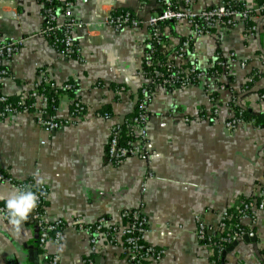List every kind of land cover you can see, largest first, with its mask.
<instances>
[{
	"label": "crops",
	"instance_id": "1",
	"mask_svg": "<svg viewBox=\"0 0 264 264\" xmlns=\"http://www.w3.org/2000/svg\"><path fill=\"white\" fill-rule=\"evenodd\" d=\"M58 1V15L68 11L82 23L72 30L80 58L62 56L47 37L37 34L44 26L37 0H0V41L23 39L10 58L0 60L7 70L0 79V93L11 98L26 94L44 69L55 84L76 86L58 93L50 114L66 120L74 101L84 106L79 118L54 130L37 123L34 109L0 121V170L16 181L33 178L35 184V174L44 176L45 217L65 224L60 242L48 241L47 248L58 252L60 264H81L87 258L93 264H130L123 249L104 239L93 250L87 232L73 223L92 224L105 216L109 223L124 224L122 212L139 208L146 218L144 241L164 250L159 261L147 264H214V260L264 264V209L256 212L254 222L241 221L254 239H240L220 253L195 234L197 218L216 231L223 212H234L264 189V126L226 127L235 113L233 102L247 111L264 112V100L257 94L264 88V16H255L253 34H247L243 22L215 26L200 37L185 20L162 26L160 52L166 60L184 70L193 64L202 69L222 56L228 75L216 76L209 90L203 80L171 89L153 85L142 153L115 165L107 156L111 128L132 116L139 89L150 83L143 70L149 30L145 25L116 30L103 18L112 7L145 19L159 4L157 0ZM67 1L71 5L66 8ZM174 1L182 5V0ZM222 1L192 0V9L205 10ZM229 1L255 7L264 0ZM185 38H190V45L179 58L176 51ZM246 80H251L250 88L245 87ZM254 87L259 89L239 98ZM105 109L110 117L98 116ZM15 189L0 183V196ZM0 203L5 205V200ZM34 225L32 212L18 228L0 218V264H49Z\"/></svg>",
	"mask_w": 264,
	"mask_h": 264
},
{
	"label": "built area",
	"instance_id": "2",
	"mask_svg": "<svg viewBox=\"0 0 264 264\" xmlns=\"http://www.w3.org/2000/svg\"><path fill=\"white\" fill-rule=\"evenodd\" d=\"M37 1L42 6V14L44 16V26L37 34L47 37L51 45L62 56L80 58L79 48L72 37V30L77 26H81L82 23L73 17H69L68 11L64 12L62 16L58 15V11L53 5L54 0ZM107 1H100V4ZM157 2L160 8L145 19L138 18L129 10L115 13L111 7L104 15L103 21L116 30L126 26H147L149 38L145 46L144 66L148 72H145V74L147 76L148 73V82L150 84H158L165 88L184 87L193 82L203 80L206 84V90H209L210 81L214 80L216 74L213 76L206 68L198 70L199 67L195 64L184 70L175 61L159 60L158 56H156V51L163 44L160 26L162 22L185 20L191 25L196 37L209 34L215 26H233L237 22H243L246 25L247 34H253L256 29L254 24L255 16L257 14L264 16V1L255 7H249L245 4H236L229 0H224L216 6L197 12L192 9V0H182L181 6L177 5L174 0H157ZM70 5L71 1L65 3L66 8ZM60 17H62V20H60ZM190 41V38H185L181 41L176 51L177 57L182 58L186 55ZM22 42L23 39L15 38L0 41V60L10 58L22 45ZM229 59L233 60L231 57ZM240 65L244 66L245 62H240ZM225 66L228 69V62L225 63ZM5 75H7V70L3 67L0 68V79ZM41 87L52 88L57 95L59 93L58 89H76L75 84L72 83H66L62 86L55 84L49 78L47 71L40 69L38 77L31 84V91L16 99H10L9 96L0 93V121L19 112L34 109L37 112V123L45 130H54L64 124L73 122L83 114L84 106L80 101L76 100L73 103L69 119H56L47 111V103L50 98L46 93L39 92V88ZM220 87H223V85ZM150 96L151 91L148 89V86H142L140 97L137 99L138 112L131 118L127 126L132 139L127 141L126 144L119 143L118 141L121 123L117 122L113 124L107 144V156L111 163L118 165L126 158L142 153L149 118L148 103ZM259 99L264 100V94L259 95ZM233 103L234 107L236 104L235 102ZM215 113L216 108H213L211 115L214 116ZM98 116L109 118L110 114L104 111L98 112ZM185 120L189 119L185 118ZM245 123L254 124V121L244 119L242 111L237 110L226 120V127L232 130L238 125ZM0 183L12 184L17 189L31 187L32 190L37 192L40 198L37 207L32 210V219L38 228L39 247L49 264H60L58 252L48 249L47 242L52 241L54 244H58L61 240L65 224L60 219L51 221L46 219L44 208L47 195L46 187L42 184H35L33 178L16 181L2 170H0ZM263 209L264 189L260 191L257 199L245 200L234 212H223L216 231L207 226L202 219L197 218L196 237L200 242L220 253L224 247L234 241L240 240L248 232L241 221L249 220L254 222L256 212ZM121 216L124 224L109 223L105 216H100L92 224H84L76 220L73 225L87 232L93 250H95L98 241L104 239L108 244L123 249L127 253L130 264H147V262L159 261L164 250L149 245L144 241L147 227L146 218L141 210L139 208L124 210ZM0 218L7 220L5 205L1 203ZM81 264H93V262L90 258H87ZM214 264H217V260H214Z\"/></svg>",
	"mask_w": 264,
	"mask_h": 264
},
{
	"label": "trees",
	"instance_id": "3",
	"mask_svg": "<svg viewBox=\"0 0 264 264\" xmlns=\"http://www.w3.org/2000/svg\"><path fill=\"white\" fill-rule=\"evenodd\" d=\"M58 2H59L58 0H54L53 5L56 7L57 4H58ZM121 11H125V10H121ZM117 12H120V11H115V13H117ZM169 22L170 21H168V22H162L160 24V26L162 27L165 24H168ZM156 56H158V59L161 60V61H165L166 60V58H164V55H162V53L160 52V49L156 51ZM225 63H227L226 58H224L222 56H217L215 59H213L211 66H209L208 68H206V70L210 74H212L213 76L215 74H216V76H218V75H220V74L222 75L224 73H225V75H228L227 74L228 69L226 68ZM0 68H2V66H0ZM143 70H144V72H148V70H147V68H145V66H144ZM198 70H200V68H198ZM147 77H149L148 73H147ZM231 80H232V76H230V81ZM250 83H251V80L250 81L249 80L248 81L246 80V82L244 83L245 87L250 88ZM153 85H155V84H150L149 83L147 85L148 86V89H150V91H151V87ZM141 88L138 91L137 99H138V97H140ZM169 89H171V88H169ZM60 91L61 90L58 89V92H60ZM68 91H73V90H68ZM39 92H44V93H46L49 96L50 100L47 103V111L48 112H51L52 109H53V107L55 106V101H56V98H57V94L54 92V90L52 88H49V87H41V88H39ZM234 93H235V91H234ZM236 94H239V91L236 92ZM257 94L258 95L264 94V88L260 89L257 92ZM10 99H16V98H11L10 97ZM234 108H235V111L236 112H237V110H241L242 111V117L244 119H246V120H253L254 121V124H256L258 126H262V125L264 126V112L247 111L246 109H243V108L239 107L238 105L234 106ZM104 111H107L110 114V112L108 111V109H105L102 112H104ZM137 112H138V108L136 106L135 111L132 113V116L130 118L122 121V123L120 124V132H119V136H118L119 143L126 144L127 141H129V140L132 139L131 134H129V128L127 126L130 123L131 118L133 116H135L137 114Z\"/></svg>",
	"mask_w": 264,
	"mask_h": 264
},
{
	"label": "clouds",
	"instance_id": "4",
	"mask_svg": "<svg viewBox=\"0 0 264 264\" xmlns=\"http://www.w3.org/2000/svg\"><path fill=\"white\" fill-rule=\"evenodd\" d=\"M36 184L41 185L45 182V177L39 173L35 174ZM39 196L31 187L26 189H15L7 194L6 197L0 196L5 200L6 219L8 223L18 228L22 222L27 220L29 214L38 205Z\"/></svg>",
	"mask_w": 264,
	"mask_h": 264
},
{
	"label": "water",
	"instance_id": "5",
	"mask_svg": "<svg viewBox=\"0 0 264 264\" xmlns=\"http://www.w3.org/2000/svg\"><path fill=\"white\" fill-rule=\"evenodd\" d=\"M258 89H259V87L251 88V89H249L248 91L243 92V93L240 95L239 98H241V97H242L243 95H245V94H248V93H251V92H256ZM135 101H136V99H135ZM238 101H239V100H238ZM34 228H35V233H36L35 235H36V237H38V228H37L36 225H34ZM254 236H255V235H254L253 232H247L245 235L242 236L241 239H244V240H246V239H248V238L254 239ZM236 242H237V241H234V242L232 243V245H234Z\"/></svg>",
	"mask_w": 264,
	"mask_h": 264
}]
</instances>
